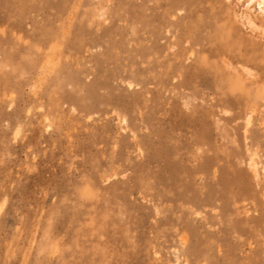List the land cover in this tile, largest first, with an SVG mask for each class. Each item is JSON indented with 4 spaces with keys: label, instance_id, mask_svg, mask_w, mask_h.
I'll return each instance as SVG.
<instances>
[{
    "label": "rangeland",
    "instance_id": "rangeland-1",
    "mask_svg": "<svg viewBox=\"0 0 264 264\" xmlns=\"http://www.w3.org/2000/svg\"><path fill=\"white\" fill-rule=\"evenodd\" d=\"M245 4L0 0V264H264Z\"/></svg>",
    "mask_w": 264,
    "mask_h": 264
},
{
    "label": "bare ground",
    "instance_id": "bare-ground-1",
    "mask_svg": "<svg viewBox=\"0 0 264 264\" xmlns=\"http://www.w3.org/2000/svg\"><path fill=\"white\" fill-rule=\"evenodd\" d=\"M245 6H246V8H251V6L253 7V6H255L256 8V10L258 11V13L260 14V15H262L263 16V18H264V0H247V4H245ZM247 12V11H246ZM245 14V13H244ZM245 17H246V20H247V22H248V25H250L251 27H253V28H255V29H262V28H264V27H261L260 25H257L254 21H253V19H252V17H251V15H249V14H245ZM261 32V31H260ZM264 33V32H263ZM244 72H245V74L246 75H248V76H251L252 75V73L250 72V70L249 69H244ZM120 122H123L124 123V120H121ZM250 124V119L249 118H247V120H246V126H248ZM251 166L253 167V168H255V164L254 163H251Z\"/></svg>",
    "mask_w": 264,
    "mask_h": 264
},
{
    "label": "snow or ice",
    "instance_id": "snow-or-ice-1",
    "mask_svg": "<svg viewBox=\"0 0 264 264\" xmlns=\"http://www.w3.org/2000/svg\"><path fill=\"white\" fill-rule=\"evenodd\" d=\"M17 135H19V131H17Z\"/></svg>",
    "mask_w": 264,
    "mask_h": 264
}]
</instances>
